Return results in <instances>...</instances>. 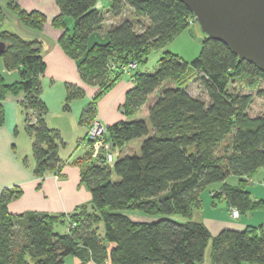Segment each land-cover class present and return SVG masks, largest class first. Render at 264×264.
Masks as SVG:
<instances>
[{"label":"trees","instance_id":"trees-1","mask_svg":"<svg viewBox=\"0 0 264 264\" xmlns=\"http://www.w3.org/2000/svg\"><path fill=\"white\" fill-rule=\"evenodd\" d=\"M56 2L60 13L53 18L54 25L66 27L65 16L74 19L73 30L66 29L59 42L67 55L79 60L84 80L98 83L95 100L120 78L124 66L133 62L132 68L145 67L152 49H164L194 22L191 9L181 0H103L99 8L97 0ZM6 7L22 24L43 28L47 17L42 11L24 9L17 0H8ZM126 7L133 10L134 18L115 22L107 30V42L90 46V35L104 28L105 14L119 17ZM5 12L0 5V20ZM0 40L6 43L0 53L5 68L20 72V79L11 83L0 72V101L10 92L25 93L22 104L26 129L33 136L35 174L59 171V134L48 125V107L41 97L46 71L42 41L10 30H1ZM237 76L252 88L260 80L264 83L263 70L208 36L191 61L164 49L155 70L133 72V85L121 110L133 116L156 93L149 119L117 121L107 128V139L121 149L144 137L141 153L118 155L109 164L103 155L89 152L81 163V177L92 201L69 213H13L9 201L22 189H4L0 195V264H66L68 255L78 256L82 264L89 260L97 264H199L210 241L212 264H264V225L225 229L212 237L203 222L193 219L194 211L202 207L201 192L219 183H223L222 190L216 195L224 194L240 213L264 208V199L252 198L246 179L238 185L225 183L231 175L251 177L264 167V113L250 116L246 112L252 95L231 90ZM194 79L203 84L209 102L186 90ZM169 80L173 85L166 86ZM78 95L79 90L69 88L68 103ZM91 112L89 107L83 115ZM136 209L162 218L135 221L124 213ZM174 214H181L185 221L171 218ZM60 226L62 231L56 229Z\"/></svg>","mask_w":264,"mask_h":264},{"label":"crops","instance_id":"crops-1","mask_svg":"<svg viewBox=\"0 0 264 264\" xmlns=\"http://www.w3.org/2000/svg\"><path fill=\"white\" fill-rule=\"evenodd\" d=\"M2 1L3 3L0 5L4 6L6 15L11 19L9 23L0 26V31L10 30L26 39L37 38L42 41L46 71L41 78V97L48 107L46 116L48 125L59 134L61 168L59 171H50L43 176L36 175L34 153L32 162L28 155L18 153V149L15 150L17 144L14 135L19 130L18 121L24 122L26 129L22 104L25 93L23 91L10 92L4 100L0 101L4 106V122L0 124V195L6 188L20 187L22 189V193L18 197H12L8 204L9 210L16 214L29 211L69 213L82 204L90 205L92 201L90 188L87 183L82 181L81 177L83 158L93 150V141L87 137L92 120L98 118L108 128L123 119H149V106L155 101L156 93L149 96L147 102L152 100L151 96H155V98L148 105L144 115H125L121 107L126 100L128 89L133 85V71L130 70L131 67H127L120 78L95 100L99 89L98 83L84 80L78 67L79 60H74L67 55L59 42L66 29L73 30L74 19L71 16H65L66 27L56 26L52 21L60 13V7L56 0H17L24 9H36L45 13L47 18L43 28L36 30L22 24L12 11L6 9L8 0ZM107 30L104 28L102 32H93L88 40L89 45L96 42H107ZM2 71L7 82L11 83L20 79L19 74L16 73L17 69L7 70L0 57V72ZM69 88L79 90V95L68 103ZM94 101L95 105H92ZM89 107L92 108V112L83 115ZM52 114H58V118L52 119ZM128 143L122 147V151H127ZM126 154L129 153L126 152ZM256 175L257 178H254ZM256 175L250 178L232 175L225 180V183L238 185L241 179H246L248 184L250 183L249 186L247 184V187L252 198L264 199V171L259 169ZM222 185L223 183L215 184L201 192L202 207L194 211L193 219L203 222L212 237L217 236L225 229L244 230L247 227L264 225V208L240 213L238 217H234L231 214V205L225 195H216L222 190ZM124 213L135 221L152 222L162 218V215H151L138 209L125 210ZM57 229L62 231L63 227L60 226ZM65 263L82 264V261L78 256L68 255L65 257ZM85 264L97 263L89 260ZM104 264L111 263L106 261ZM199 264H212L211 241L206 249L204 260ZM241 264H249V262L243 261Z\"/></svg>","mask_w":264,"mask_h":264},{"label":"rangeland","instance_id":"rangeland-1","mask_svg":"<svg viewBox=\"0 0 264 264\" xmlns=\"http://www.w3.org/2000/svg\"><path fill=\"white\" fill-rule=\"evenodd\" d=\"M1 3H3L2 0H0V4ZM124 17H129V18L133 19L134 18L133 10L129 7H126L124 9V12L119 17L113 16L112 13L105 14L104 28L108 29L112 24L121 20ZM10 19H11L10 16L4 15L3 19L0 20V26H2L3 24L9 23ZM103 29L100 31L102 32ZM204 37H205V35L201 31L199 25L196 22H191L189 26L180 30L174 36V38L166 44L164 49L169 50V51L179 55L180 57H182L185 60L191 61L200 54V52L202 50ZM164 49H162V48L152 49L150 51V53L148 54V61L145 65V67L149 68L150 70H155L157 68V65H158V60L161 57ZM130 64L131 65L134 64V66L136 65V63L131 62L124 67H128ZM145 67H142V68H145ZM139 69H141V67H137L136 69H135V67L130 68V70H132L133 72L138 71ZM1 73H3V71ZM16 73L19 74V76H20V72L18 69H17ZM235 79H236V81H234L232 83V85L230 86L231 90L236 91L239 94H251L252 95V101H251L248 109L246 110V112L250 116H258V115L263 114L264 113V83L260 80V83L258 84V86L252 88L251 86L246 85L244 83V81H241L242 78L240 76H237ZM165 85L166 86L173 85V82L169 80L166 82ZM259 89H261L262 94L259 93ZM186 90L191 95H193L194 97H200L202 99H205L207 102H209V97H208V95L204 89L203 84L201 83V81L199 79L191 80L188 83ZM154 98H155V96H151L150 99H152V100L145 103L136 112V114L144 115L146 110H147L148 105H150L151 102L154 101ZM51 117H52V119L58 118V114H52ZM146 120H148V118H146ZM18 125H19V130L14 135V136H16L15 141L17 144L15 150L17 151V149H18V153L28 155L30 161L33 162L34 161L33 148H32L33 136L26 131L24 122L21 123L18 121ZM143 139H144V137H139V138H135V139L131 140L130 143L127 144V151L126 150L122 151L121 150L122 148L121 149L116 148V150L118 149V152L121 150L118 153V155L123 156L126 154V152L129 154H140ZM108 140L111 141L110 139H108ZM112 149L114 150L115 148L112 146ZM260 171H264V168L262 167L260 169ZM112 178L116 179L117 177L114 174L112 176ZM254 178H257V175ZM256 183L258 184V182H256ZM249 185H250V183L248 184V186ZM170 217L174 218L175 220H178L180 222L185 221L184 216H182L181 214H174V215H171ZM100 227L101 228L99 230L102 231L103 230L102 228H104V224L102 222L100 224ZM57 228L58 227H56V229ZM208 251H209V249H208ZM207 255H208V252H207Z\"/></svg>","mask_w":264,"mask_h":264},{"label":"water","instance_id":"water-1","mask_svg":"<svg viewBox=\"0 0 264 264\" xmlns=\"http://www.w3.org/2000/svg\"><path fill=\"white\" fill-rule=\"evenodd\" d=\"M205 36L226 43L240 59L264 71V0H181ZM103 5L97 0L95 7ZM6 43L0 40V53Z\"/></svg>","mask_w":264,"mask_h":264},{"label":"built area","instance_id":"built-area-1","mask_svg":"<svg viewBox=\"0 0 264 264\" xmlns=\"http://www.w3.org/2000/svg\"><path fill=\"white\" fill-rule=\"evenodd\" d=\"M134 66L133 65H129ZM126 69L127 67H123ZM34 121V120H32ZM87 137L89 140L94 141L92 145L93 156L98 157L103 155L109 164H113L118 156V149L113 150V143L107 139V127L98 118H94L89 126ZM231 214L234 217L240 215V210L237 206H230Z\"/></svg>","mask_w":264,"mask_h":264}]
</instances>
